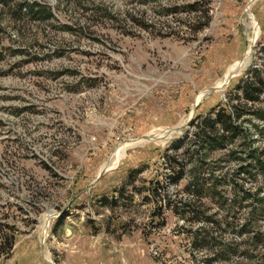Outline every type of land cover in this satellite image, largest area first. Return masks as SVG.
<instances>
[{
  "label": "rangeland",
  "instance_id": "374dc122",
  "mask_svg": "<svg viewBox=\"0 0 264 264\" xmlns=\"http://www.w3.org/2000/svg\"><path fill=\"white\" fill-rule=\"evenodd\" d=\"M36 1L50 18L0 0V204L16 223L0 264H264V242L194 249L183 219L115 192L135 168L137 186L158 178L190 120L264 69V0Z\"/></svg>",
  "mask_w": 264,
  "mask_h": 264
},
{
  "label": "trees",
  "instance_id": "16d2710c",
  "mask_svg": "<svg viewBox=\"0 0 264 264\" xmlns=\"http://www.w3.org/2000/svg\"><path fill=\"white\" fill-rule=\"evenodd\" d=\"M22 4L25 13L37 19L52 16L51 10L36 0ZM259 52L264 57V44ZM260 64L246 71L226 94L224 104L195 115L188 129L165 147L161 155L165 170L158 178H139L137 186L143 168H135L115 190L119 196L127 185L131 197L141 194L143 203L153 204V215L168 210L183 219L182 232L194 249L211 248L218 254L234 251L224 240L228 232L247 245L264 242L259 223L264 221V69ZM258 177V185L247 186L246 181L257 182ZM182 180L181 191L169 192V187ZM14 218L11 207L0 204V258L13 248Z\"/></svg>",
  "mask_w": 264,
  "mask_h": 264
},
{
  "label": "bare ground",
  "instance_id": "6f19581e",
  "mask_svg": "<svg viewBox=\"0 0 264 264\" xmlns=\"http://www.w3.org/2000/svg\"><path fill=\"white\" fill-rule=\"evenodd\" d=\"M255 34H256V33H255ZM255 34H253V36H252V40H254V38H255V36H256ZM247 62H248V57H247V55H245L244 58H242L239 62H237V63H233V64H230V65L227 67V69H226V71H225L223 77L219 78V79L215 82L214 90H215V91H218V90L222 89V88L225 86V84L227 83L228 79H230V77H231L232 75H234V74L238 73L239 71H241V70L245 67V65L247 64ZM206 92H207L206 90H203V91H200V92H199V94H198V96H197V98H196L197 102L200 101V100L202 99V97L204 96V94H205ZM165 131H166V130H165ZM160 135H161V134H158V135H155V136L158 138ZM153 136H154V135H153ZM159 138H160V137H159ZM120 151H121V150H119V149L116 151V155H117V156H115V157H118V156H119ZM102 171H104V168L102 169Z\"/></svg>",
  "mask_w": 264,
  "mask_h": 264
},
{
  "label": "water",
  "instance_id": "95a60500",
  "mask_svg": "<svg viewBox=\"0 0 264 264\" xmlns=\"http://www.w3.org/2000/svg\"><path fill=\"white\" fill-rule=\"evenodd\" d=\"M250 49H251V47L249 48V50H250ZM192 114H193V112H191L190 118H191Z\"/></svg>",
  "mask_w": 264,
  "mask_h": 264
}]
</instances>
